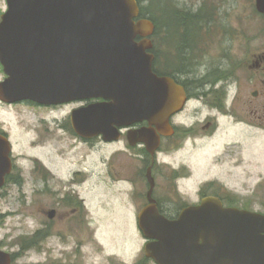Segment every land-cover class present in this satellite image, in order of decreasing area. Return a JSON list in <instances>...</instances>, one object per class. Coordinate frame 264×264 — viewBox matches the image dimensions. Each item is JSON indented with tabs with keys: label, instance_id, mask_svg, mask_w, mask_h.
<instances>
[{
	"label": "rangeland",
	"instance_id": "obj_1",
	"mask_svg": "<svg viewBox=\"0 0 264 264\" xmlns=\"http://www.w3.org/2000/svg\"><path fill=\"white\" fill-rule=\"evenodd\" d=\"M141 1L147 16L152 15L162 23L156 31V44L162 45L157 62L159 70L188 71L195 79L202 73L209 75L213 70H226L217 78L224 82L218 87L223 86L227 92L226 109L232 105L237 91L239 101L245 105L253 101L255 90L259 89L262 94L263 90L253 82L254 71L248 67L251 60L258 59L253 58L259 48L264 51V17L256 12L254 0H163L165 2L159 5L156 4L159 0ZM201 8L209 11L210 16L207 18L208 12L203 14L205 19L199 22L202 27L199 43L186 47L189 53L182 67L177 55L169 52L181 35L170 33L183 21L188 25L193 18H187V13L194 15ZM5 11V0H0V15ZM187 29L185 39L196 40L194 30L190 26ZM235 31L242 32L245 41L240 40ZM246 48L254 54L250 58L245 55ZM235 66L242 68L233 73L240 79L238 86L234 79L237 77L231 76ZM3 79L0 65V81ZM189 104L187 121L214 116L217 129L212 136L203 137L194 145L189 142L183 150L166 158L174 165L179 159L186 160L191 177L185 182V193L193 197L200 183L216 181L232 196L247 198L229 200L237 207L264 212V131L238 125L229 115L221 117L200 104L195 106L193 101ZM194 107L200 108L197 117L193 116ZM68 112V108H62L53 113L33 114L0 104V127L9 136L13 151L22 155L18 162L24 172L28 173L37 160L59 179L67 180L74 167L84 169L87 179L80 189L87 209L84 222L73 214L57 215L51 221L41 216L40 209L54 206L56 200L52 192L61 190L57 185L38 190L29 182L19 189L5 187L0 193V247L16 255L12 264H135L142 258L145 244L136 218L146 189L144 181L138 185L133 181V175L140 173V166L122 152L119 157L109 159L111 153L123 149L122 143L95 142L94 147L83 143L68 150L72 143L68 139L57 143L54 137L43 141L37 137L40 118L60 120ZM157 196L166 195L158 192ZM178 207L168 205L162 209L167 215H174ZM39 231L43 238L27 246Z\"/></svg>",
	"mask_w": 264,
	"mask_h": 264
},
{
	"label": "water",
	"instance_id": "obj_2",
	"mask_svg": "<svg viewBox=\"0 0 264 264\" xmlns=\"http://www.w3.org/2000/svg\"><path fill=\"white\" fill-rule=\"evenodd\" d=\"M0 21V101L58 104L102 99L71 114L81 138L117 140L119 127L147 121L165 129L185 93L152 71L149 35L154 24L137 19L135 0H6ZM264 15V0H255ZM136 20V21H135ZM141 38L136 42L137 38ZM151 153L154 136L142 135ZM9 142L0 135V188L11 171ZM149 202L137 216L145 258L155 264H264V214L222 206L207 198L165 218ZM53 218L52 212L48 215ZM11 255L0 250V264Z\"/></svg>",
	"mask_w": 264,
	"mask_h": 264
},
{
	"label": "flooded vegetation",
	"instance_id": "obj_3",
	"mask_svg": "<svg viewBox=\"0 0 264 264\" xmlns=\"http://www.w3.org/2000/svg\"><path fill=\"white\" fill-rule=\"evenodd\" d=\"M201 27V25H199ZM202 28V27H201ZM168 28H164L167 30ZM235 33L240 40L245 41V36L243 33ZM178 34L181 37L177 39H182L180 41H175L173 45V50L169 49V52H172V56L177 55L180 61V66L183 67V62L188 56V49H186L185 35L183 31ZM152 49L150 53L153 55L154 63L160 60V49L161 44L158 46L156 42L158 40L157 35L154 33L151 35ZM164 44V43H163ZM175 44L177 46H175ZM169 45V44H168ZM184 49V50H183ZM162 52V51H161ZM166 54V53H165ZM169 55V54H168ZM245 55L249 58L254 55L251 50L246 48ZM251 60L248 67L254 71V81L255 84H258L260 89L263 90L262 94L259 89L252 92L253 101H249L244 104V102L239 101L238 91L234 94V97L231 100L232 105L229 109L219 108L217 103H213V98L219 96L217 91L218 85L224 83L223 80L217 79L218 77L214 76L212 72L207 74H200L198 79L191 78L188 71H180L177 73H159L158 76H165L170 78L177 85L181 86L184 92L187 94L188 101L186 106L175 115L171 116L169 120L168 129H161L160 127L153 126L152 133L157 138L159 142L157 150L154 152V155H151L147 151V147L142 143L132 146L128 142V136L130 134V140H133V135L135 132H140L144 128H148L146 122H141V124H134L129 128H122L120 139L117 142L106 143L107 145H118L119 143L123 144V149L118 152H113L110 154L109 159L119 157L122 153L128 154V157L140 166V173L133 175V181L138 185L140 182L144 181V186L146 192L149 190V180L148 175H150L154 181V190H153V199L155 200L156 206H168V205H180V204H191V203H202L203 199L206 197L217 198L219 201L226 200H238V199H247L242 196L234 197L225 190L223 187L219 186V183L216 181H204L199 184V188L194 194L193 197H190L185 193L187 190L185 188V182H187L191 177V172L189 169L186 160L179 159L177 164H172L167 161V157L171 154H175L178 151L184 149L190 142V145H194L196 141H199L203 137L212 136V134L217 129L216 119L214 116L206 117L203 120L187 121L189 117L187 115L188 107L190 102L196 105H201L208 110H213L217 112L221 117L225 116L224 114L229 115L234 122L238 125L248 126L250 128L258 129L264 131V51H259ZM155 69V68H154ZM242 69L241 67L235 66L232 70V78L236 75L233 73ZM156 71V69H155ZM237 77V76H236ZM237 86L239 84L238 77L234 78ZM214 84V85H213ZM213 85V88H212ZM213 90V91H212ZM262 95L261 99L259 97ZM203 101V102H202ZM93 101H70L69 103L58 104V105H40L30 101H22L18 103L4 104L0 102L1 105L10 107L13 109L21 108L26 111L34 113L42 112H56L62 108H68L69 112L65 118L62 119H51L47 120L40 118L38 120V127L36 128L37 137L48 139L49 137H54V141L61 143V141L68 139L71 143V146L68 147V150L75 147L76 145L89 144L92 147L95 146V142H101V139L96 137L94 139L85 140L79 138L72 129V123L70 121V113L81 107L82 105H87ZM241 103L243 106H241ZM200 113V108H193V116L197 117ZM191 116V114H190ZM192 116V117H193ZM197 119V118H195ZM148 130V129H147ZM210 131L209 133H207ZM0 134L3 136L9 137L7 133L0 127ZM60 134L61 136H57ZM14 157L12 156V172L7 175L5 179L6 186H17V189L23 188L26 183H31L32 187L36 190L40 189L39 187H48L49 186H59L61 190L53 191L54 206L50 208L40 209L41 216H48L52 211V215H62V214H73L77 219L81 218V221L84 222L85 215L87 212L84 200L80 196V189L83 187L86 182L85 171L82 168L74 167L70 173L67 180L59 179L50 169H45L40 162H34L30 171L27 173L22 170L19 166L18 158L22 155H18L14 149ZM122 152V153H121ZM164 193L166 196L160 198L157 196ZM146 194V193H145ZM144 204L140 207L143 208L147 204L145 200ZM58 217V216H57Z\"/></svg>",
	"mask_w": 264,
	"mask_h": 264
},
{
	"label": "trees",
	"instance_id": "obj_4",
	"mask_svg": "<svg viewBox=\"0 0 264 264\" xmlns=\"http://www.w3.org/2000/svg\"><path fill=\"white\" fill-rule=\"evenodd\" d=\"M157 5H159V4H157ZM141 12H142V16L143 17H147V18H149L157 27L158 26H160V25H162V23H160V20H158V19H156V18H154L152 15H148L147 16V14H146V12H144V9L142 8V10H141ZM187 15H188V17L187 18H193V19H191L189 22V24L188 25H190V24H194L199 18H200V14L199 13H197V14H195V15H191V14H189V13H187ZM186 18V17H185ZM187 18L185 19V20H187ZM197 19V20H196ZM200 20V19H199ZM179 22V21H178ZM187 23L188 22H186V21H183V23H179V24H181V25H186L187 26ZM217 93H218V95L219 96H215L214 98H213V103H217V106L219 107V108H222V107H224V97H225V95H226V93H225V91H223V90H219V91H217ZM41 236H43V234H42V232L41 231H39V233H37V234H35L34 236H32V242H28L27 243V246H32V244H35V241H40V239L41 238H43V237H41ZM21 249H22V246H21ZM16 257V255H13V259ZM147 263H152V261L151 260H149V259H144L143 257L142 258H140V259H138V261H136V263L135 264H147Z\"/></svg>",
	"mask_w": 264,
	"mask_h": 264
}]
</instances>
